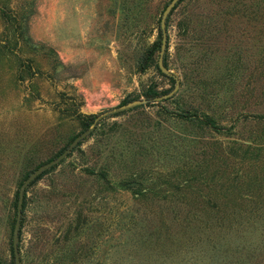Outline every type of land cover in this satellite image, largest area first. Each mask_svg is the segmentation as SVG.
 I'll list each match as a JSON object with an SVG mask.
<instances>
[{"label": "rangeland", "instance_id": "1", "mask_svg": "<svg viewBox=\"0 0 264 264\" xmlns=\"http://www.w3.org/2000/svg\"><path fill=\"white\" fill-rule=\"evenodd\" d=\"M169 2L0 0V264L29 173L139 98L26 186L19 264H264V0H179L167 75Z\"/></svg>", "mask_w": 264, "mask_h": 264}, {"label": "water", "instance_id": "2", "mask_svg": "<svg viewBox=\"0 0 264 264\" xmlns=\"http://www.w3.org/2000/svg\"><path fill=\"white\" fill-rule=\"evenodd\" d=\"M179 2V0H170V2L165 6L161 17H160V31H161V44H160V50H159V56H158V67L164 74H171V72L168 70V68L164 65V53L167 46V40H168V34L166 29V20L171 12V10L175 7V5ZM175 86L174 88L169 91L168 93H165L163 95L155 97L153 100H161L164 98H168L172 96L179 87L178 79H175ZM148 100L147 99H133L130 100L120 106L105 110L98 114L93 122L90 124V126L78 134L69 144L68 146L55 158H52L48 160L45 163L40 164L37 166L34 170H32L29 175L25 178V180L20 184L19 190H18V196H17V204H16V216L15 221L13 225V232H12V246H13V252H14V262L13 264H19L20 257H19V251H18V238H19V229L21 224V216H22V207H23V200H24V192L26 186L33 181L37 176H39L41 173H43L48 168L54 166L55 164L59 163L73 148L76 146V144L85 136H87L91 131L94 130L96 124L98 121L104 117L117 114L122 111L129 110L131 108H134L136 106H139L141 104H145Z\"/></svg>", "mask_w": 264, "mask_h": 264}, {"label": "trees", "instance_id": "3", "mask_svg": "<svg viewBox=\"0 0 264 264\" xmlns=\"http://www.w3.org/2000/svg\"><path fill=\"white\" fill-rule=\"evenodd\" d=\"M160 42H161V39H160ZM161 44V43H160ZM151 55H152V48H149L146 52H145V54L142 56V59H141V61H140V63H139V69L140 70H144L145 68H146V66H147V64H148V62H149V60H150V57H151ZM159 68V67H158ZM155 97H157V96H154V98ZM92 117V116H91ZM189 117H191V115H189V114H179V118H181V119H185V118H189ZM93 119H94V117H93ZM24 203V202H23ZM171 211H167V214H165V217L166 218H168L169 219V221L168 222H165V223H163L162 225V229L159 227V232H163V234H164V239H160L159 237H156L155 239H152L151 240V242H153L152 244H150V245H152L153 247L155 246V247H158V246H162V245H166V243H167V240L169 241V240H173L172 239V236H174L176 233H175V229L172 227V224L170 223V222H172V221H174L176 218L174 217V215H175V212H171L172 214H173V216L171 215V213H170ZM168 214H169V216H168ZM171 227H172V229H171ZM170 234H171V237H170ZM171 241H169V243H170ZM12 253L14 254V252H13V246H12Z\"/></svg>", "mask_w": 264, "mask_h": 264}]
</instances>
